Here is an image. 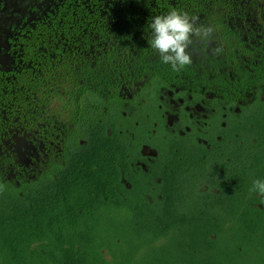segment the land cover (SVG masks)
I'll list each match as a JSON object with an SVG mask.
<instances>
[{
    "label": "flooded vegetation",
    "instance_id": "obj_1",
    "mask_svg": "<svg viewBox=\"0 0 264 264\" xmlns=\"http://www.w3.org/2000/svg\"><path fill=\"white\" fill-rule=\"evenodd\" d=\"M173 10L214 29L178 72L149 44L151 18ZM83 64L115 86L93 107L121 134L126 211L168 194L220 213L225 183L264 198L250 192L264 181V0H0V192L47 186L75 163Z\"/></svg>",
    "mask_w": 264,
    "mask_h": 264
},
{
    "label": "trees",
    "instance_id": "obj_2",
    "mask_svg": "<svg viewBox=\"0 0 264 264\" xmlns=\"http://www.w3.org/2000/svg\"><path fill=\"white\" fill-rule=\"evenodd\" d=\"M106 77L75 68V163L47 186L0 192V264H264V198L235 197L231 183L214 203L220 213L174 205L168 194L148 211L125 210L121 134L108 124L109 135L93 107L114 92L96 81Z\"/></svg>",
    "mask_w": 264,
    "mask_h": 264
},
{
    "label": "clouds",
    "instance_id": "obj_3",
    "mask_svg": "<svg viewBox=\"0 0 264 264\" xmlns=\"http://www.w3.org/2000/svg\"><path fill=\"white\" fill-rule=\"evenodd\" d=\"M148 27L152 30L150 47L159 53L162 63L170 64L177 72L193 63L190 46L194 42L208 43L214 32L212 27L197 25L188 13L176 10L152 17ZM213 51L219 53L222 49L218 47ZM250 192L264 196V181H253Z\"/></svg>",
    "mask_w": 264,
    "mask_h": 264
}]
</instances>
